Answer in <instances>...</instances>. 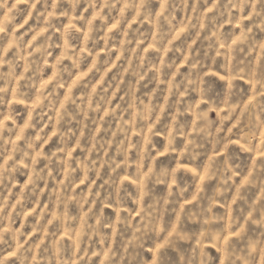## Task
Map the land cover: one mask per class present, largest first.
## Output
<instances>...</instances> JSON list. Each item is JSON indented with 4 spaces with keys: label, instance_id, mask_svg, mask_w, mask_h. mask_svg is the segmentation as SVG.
I'll return each instance as SVG.
<instances>
[{
    "label": "clouds",
    "instance_id": "obj_1",
    "mask_svg": "<svg viewBox=\"0 0 264 264\" xmlns=\"http://www.w3.org/2000/svg\"><path fill=\"white\" fill-rule=\"evenodd\" d=\"M0 264H264V0H0Z\"/></svg>",
    "mask_w": 264,
    "mask_h": 264
},
{
    "label": "rangeland",
    "instance_id": "obj_2",
    "mask_svg": "<svg viewBox=\"0 0 264 264\" xmlns=\"http://www.w3.org/2000/svg\"><path fill=\"white\" fill-rule=\"evenodd\" d=\"M65 7H67V5H65ZM180 18H181V19L183 18V14H182V13H181ZM64 24H65V26H67V21H66V20L64 21ZM185 39H188V38L186 37ZM58 54H59V53L57 52V55H58ZM179 66L181 67L182 70H185V66H184L182 63H181ZM51 74H52V70H51V69H48V70H47V76L45 77V80H48V79L50 78ZM76 75H78V73H77ZM72 79H75V75L72 77ZM42 82H43V81H42ZM33 94H34V93H33ZM61 94L63 95V90H61ZM213 116H215L214 113H213ZM234 123H235V122H233V124H234ZM258 155H259V154H252V155L250 156V158L246 157L249 166L251 165V161H252V160L257 159ZM183 167H187V166L185 165V166H183ZM121 178H122L123 180H128V177H124V176H122ZM240 182L242 183L243 180H241ZM79 187L82 188L83 185H80ZM210 191H211V187H209V192H210ZM256 194L258 195V193H256ZM253 198H255V196H253ZM185 203H190V201H186ZM106 212H107L109 215H112L113 217L115 216V213L113 212V210H112L111 208L106 209ZM135 216H136V213L134 212V213H133V217L135 218ZM195 245H196V241L193 240V241L191 242V245H190V246H195ZM205 246L208 247L209 250H210L211 252L216 253L215 248H214L213 246H211L210 244H206ZM148 254L151 256V252H150V251H149ZM7 255H8L9 258H11L12 253L9 252V253H7ZM216 255L218 256V254H216Z\"/></svg>",
    "mask_w": 264,
    "mask_h": 264
}]
</instances>
